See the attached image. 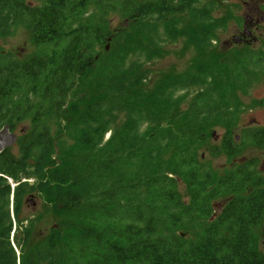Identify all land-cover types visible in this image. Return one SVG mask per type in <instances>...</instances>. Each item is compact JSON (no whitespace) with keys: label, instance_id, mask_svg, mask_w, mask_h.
<instances>
[{"label":"trees","instance_id":"obj_1","mask_svg":"<svg viewBox=\"0 0 264 264\" xmlns=\"http://www.w3.org/2000/svg\"><path fill=\"white\" fill-rule=\"evenodd\" d=\"M199 1L0 0V28L29 27L39 49L21 61L0 55V129L28 122L0 152V264H264L252 239L264 219V175L246 160L218 176L201 152L214 127L225 131L212 157L264 148V126L233 135L244 107L236 94L264 74V52L205 51L219 20L195 14ZM118 13L128 24L113 30ZM168 18L200 23L180 35L194 39L197 58L147 91L146 65L165 40L152 33ZM93 73L87 99L79 88ZM71 117L53 138L47 122ZM73 130L66 160L63 138ZM29 193L64 217L34 245L37 217L22 215Z\"/></svg>","mask_w":264,"mask_h":264},{"label":"rangeland","instance_id":"obj_2","mask_svg":"<svg viewBox=\"0 0 264 264\" xmlns=\"http://www.w3.org/2000/svg\"><path fill=\"white\" fill-rule=\"evenodd\" d=\"M35 5H41V0H29ZM155 1V0H149ZM160 1V0H157ZM245 2L246 4H243ZM259 9L261 12L254 17L258 19L257 29L249 28L251 36H247L241 44H234L233 39L244 33V26L247 25V16L249 13ZM195 14L199 15L201 12H206L205 23L211 20H219L218 25L214 30L210 31L207 38V46L205 51L214 52L222 55L225 51L250 48L264 52V0H200L198 4L194 5ZM112 27L119 29L123 24L127 26V18L123 15L114 14L111 16ZM157 23V22H156ZM200 23H192L189 18L166 19L159 21L156 31L152 34L161 36L165 39L160 42V52H156L159 59L147 63L149 67V78L146 81V90L153 88L155 83L164 76L172 74L178 75L187 71L197 58L198 48L194 45V39H187L181 37V31L184 30L189 33L186 26H191ZM173 27L176 29L174 30ZM248 30V27H246ZM168 30H172L176 35V39H172L171 35L167 37ZM39 51L31 40V29L23 24L8 25L6 28H0V55L10 54L16 60H25L32 54ZM96 73L90 74L82 80L79 88L80 92L87 94V99L93 98V87ZM237 98L243 103L242 112L239 114L238 128L234 131V136H239L241 130L246 127L264 126V74L253 83L246 91H238ZM262 102V104H257ZM75 120V117L69 118L67 121H48L47 125L50 129L53 138L58 135L60 131L68 130L70 124ZM28 122L24 121L17 125L13 133L16 137L24 134ZM225 129L222 127H214L209 131L211 139L206 148L202 149L205 161L210 162L213 170L218 176L224 175L226 172L235 168L237 165L246 160H255L257 167L264 175V148H257L253 145L246 144L242 153L237 156L228 158L225 155L212 157L208 149L213 145L219 143L221 135ZM77 131L73 130L63 138L65 149L63 150L64 159H68V154L74 150L75 136ZM108 136L105 138L107 139ZM239 141V138H238ZM30 168L34 165V158L28 160ZM25 181V180H23ZM31 184V180H29ZM179 188L184 195V201L187 202L189 195L182 182H179ZM24 200L23 216L28 218H35L36 222L32 229L31 245L39 243L42 239L51 233V228L56 227L64 217L62 214L54 211L53 202L45 197L43 194H27ZM221 198L214 201V204L221 209ZM253 247L260 257H264V219L252 231Z\"/></svg>","mask_w":264,"mask_h":264},{"label":"water","instance_id":"obj_3","mask_svg":"<svg viewBox=\"0 0 264 264\" xmlns=\"http://www.w3.org/2000/svg\"><path fill=\"white\" fill-rule=\"evenodd\" d=\"M248 37L251 36V33H246ZM17 142L16 135L9 130L8 127L4 126L0 129V152H2L4 149L12 147ZM212 208L214 210L211 219L218 216L220 212V208H218L215 204L212 205Z\"/></svg>","mask_w":264,"mask_h":264},{"label":"flooded vegetation","instance_id":"obj_4","mask_svg":"<svg viewBox=\"0 0 264 264\" xmlns=\"http://www.w3.org/2000/svg\"><path fill=\"white\" fill-rule=\"evenodd\" d=\"M242 3L246 4L245 2H242ZM260 12L261 11L257 8V9H255V11L249 13V15L247 16V20H248L247 25L248 26L245 25L244 26V33L240 34V36H237L233 39L234 44H241L243 42H246V40H244L246 38L245 34L246 33L248 34V32H250L249 28L252 29L254 27V29H257V26H255V24H258V19H256L254 17V15L257 16ZM246 27H248V30Z\"/></svg>","mask_w":264,"mask_h":264}]
</instances>
